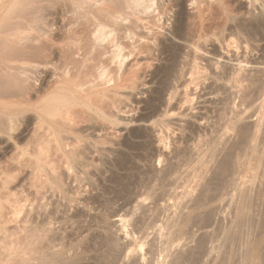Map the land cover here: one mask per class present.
<instances>
[{
  "label": "rangeland",
  "instance_id": "374dc122",
  "mask_svg": "<svg viewBox=\"0 0 264 264\" xmlns=\"http://www.w3.org/2000/svg\"><path fill=\"white\" fill-rule=\"evenodd\" d=\"M70 1L58 0L55 3L57 5H52V8L46 7L48 11L44 9L47 11L49 30L53 33L57 47V41L60 46L69 39H71L69 41L74 40V37L81 42L80 39H85L84 31L88 30L86 27L92 29L91 27L95 25V23L92 24L93 19H88L92 21L88 24L84 17H80L79 8L76 7L78 10L76 11L73 1ZM168 1L163 0L162 6H167V8L161 6L160 9V2L155 0L153 8L157 7L156 9L161 11L156 12L155 9L153 12H156V15L154 13L153 15L159 20L157 23L155 21L157 25H165L159 28L160 31L161 29L166 30L161 31L165 39L167 36L168 40L171 39L168 42L175 41L173 44L178 47L182 45L180 47L182 56L178 59L176 74H182L183 78L167 77L162 73V68L169 60L164 54H157L160 53L157 48L152 50L153 57L148 58L147 65L142 63L145 60L143 55L142 58L139 56L138 60L141 65L140 69H137L139 72L136 71L138 77L133 74L135 77L132 78L129 72L125 75L131 84V81L137 79L138 81H134L136 85L134 86L133 83L131 86L127 83L123 86V88L126 87L125 89L120 88L121 91L119 88L111 87L116 76L112 81L111 78L117 74H115V69L113 70V63H109L108 66L107 58L103 57L102 60L105 59V61L102 62L101 59L98 61L90 58L88 65L85 63V66L89 67L90 64L91 67L94 64L92 70L90 67L85 70L84 65L83 70H76L79 74L74 75L77 76L76 79L81 80L76 81L81 82V85L84 83L83 89L84 87L87 89L86 86L90 85L89 89L92 87L90 91L93 93L92 84H98L97 82L101 80L103 84L100 81L102 85L100 87L103 88L104 85L109 84L104 88H110L111 91L106 88L105 94H110L105 97V94L101 95L102 99H99L100 94L97 96L94 91L93 94H96L94 96L100 101L90 95L89 97L97 101L93 102L96 104L93 106L91 104L93 99L91 101L89 99L90 111L86 110L82 103H80L81 106L78 105L79 99H77V106L74 104L71 110L75 111L76 118L81 116L78 119L75 118L76 122L79 120L77 123H74L72 118L70 121L74 123L71 124L72 129L66 126L69 123H63L64 127L61 126L65 130H62L58 124L59 133L61 132L60 138H63L61 141L64 140L62 144L65 142L63 145H67L63 148L70 150L74 143L75 155L82 152V156L79 154L76 158L74 157V160L69 157V161H74L72 163L66 158L64 161V158L60 156V151H57L59 158L56 156V159L58 158L59 161L56 162L57 160L54 159L56 150L54 148H51L54 149L53 152L49 148L45 150V153H49L46 161L52 160L60 163L63 159L64 162H68L66 165L69 166V170L67 167L63 170L66 171L68 178L63 171L57 172L62 175V182L59 186L54 182L53 174L49 172L56 165L63 168L65 164L63 161H61L62 165H53V163L50 164L53 167L45 165L46 171V166L50 167V171L47 172L51 181L47 177L50 182L47 183V180V182L43 180L46 176L41 177L42 182L39 181L43 183L40 184L41 187L38 182L32 183L31 176L28 177L30 168L26 167L28 166L26 160L29 157L27 147L36 142L34 136L40 137L43 134L47 139L46 135L49 131L52 132L53 124L49 122L48 124L52 125L50 127L44 123L41 132L40 130L35 131L39 124L34 122L33 119L37 118L28 111L25 99L18 97L7 99L20 112H18L19 115L17 114V125L15 124L14 130L10 131V137H8L9 134L0 132V264H22L23 260L30 256L26 244L30 229L36 236L41 232L44 235L40 248L37 250L39 255L45 257L44 264H49L47 262L49 257L58 252L64 258L63 264H262L264 262V93L260 95V87L254 85L246 88L248 90L245 89L243 94L240 89L238 91L236 88L237 91H235V88H230L229 81L227 85L228 82L225 80L221 82L222 80L216 78L221 74V70L234 68L241 59L243 61L241 65L243 64L242 66L247 68L249 73L264 74V40L258 42L257 39H249L251 42L255 41L251 43L243 35L240 37L241 34L235 30V33H238L237 36L240 34L239 37H235L234 40L232 37L236 36L235 34L231 36V39L226 36L225 38L228 37L235 42L231 43L228 39H222L226 40L225 44L227 41L230 43L227 42L225 45L220 43L219 35V37L214 35L216 41L210 37L213 34H207V37H204L208 40H204L208 43L207 46H203V49L206 46L208 51L205 48V52L202 51L199 55L205 59H201V66L204 65L208 69L201 68L202 73L199 74L198 83L191 84L193 82L189 81L191 77L189 75L192 71V59L185 53L188 48L181 40L178 39L179 42L170 33H166L177 22L179 9L176 8L179 6H175L176 0L175 2L172 0L173 6ZM234 2L239 5L237 9L245 10L241 7L240 1L234 0ZM258 2L260 4L261 1ZM235 3H233L234 6ZM259 4L256 3V9L252 7V11L256 10L255 13L253 12L255 15L261 11L263 6ZM184 5L186 6L187 2ZM186 7L184 11L187 12L189 9ZM164 9L166 12L163 11ZM237 9L236 12H239ZM48 12H50L49 15ZM84 21L87 24H84ZM228 24L229 26L234 25L232 22ZM82 30L84 33L81 32ZM227 33L225 31L224 34L227 35ZM244 40L248 44H245ZM217 42L221 45L219 46ZM57 49L55 48V51ZM55 53L51 57V59L54 58L51 61L55 63L51 62V64L54 67L57 66L58 75H56L57 69L53 70L50 64L51 68L46 70V73L43 72L47 75L37 74L38 83L42 79L45 80L40 82L41 85L47 82L46 78H51L53 75L51 71L55 72L56 76H53L56 78L66 66L65 60L58 55V52ZM192 56L193 54L190 55ZM155 59L156 63L153 61ZM214 65L218 67H216L218 70ZM156 71L162 74H155ZM200 75L206 80L204 81ZM186 79L190 82L189 84ZM176 80L178 85L181 83L178 87ZM48 82L44 84L47 86ZM199 83L201 85H198ZM43 88L42 86L38 88V92L41 93ZM113 90L116 91L113 92ZM240 91L238 98L236 92ZM229 94H231L230 97L234 96L236 99L229 98ZM240 96L243 98L241 99ZM98 113L103 114L104 117ZM33 114L35 115L34 112ZM72 114L74 115L73 112ZM2 115L0 114L1 118ZM257 120L260 123L259 127L256 125ZM4 121L6 122V119ZM163 121H166V125L170 122V125L166 126ZM246 124L252 127L257 126L259 129L253 132L254 134L252 133V137L251 134L239 143L241 135L237 133V128ZM45 126L50 128L46 129ZM163 126L165 131L159 129ZM32 130H34L33 134H38H31ZM65 137L68 140L73 139L70 146L66 144L68 141ZM48 138L47 143L51 141V134ZM76 142L78 146H75ZM234 142L238 143L236 148L232 146ZM68 143L70 144V141ZM222 154L229 161V167L223 174H219L216 173V169L224 157ZM78 157H84L80 159L81 164L77 163ZM82 161L87 164L84 165L85 167L82 166ZM74 163L76 164L75 170L72 169L75 167ZM70 166L73 167L70 168ZM44 175H47L45 171L42 176ZM30 183L33 186L37 185L38 190L36 191ZM53 183L57 184V188ZM111 237L118 240V247L109 243ZM185 240L190 241L186 243Z\"/></svg>",
  "mask_w": 264,
  "mask_h": 264
},
{
  "label": "bare ground",
  "instance_id": "6f19581e",
  "mask_svg": "<svg viewBox=\"0 0 264 264\" xmlns=\"http://www.w3.org/2000/svg\"><path fill=\"white\" fill-rule=\"evenodd\" d=\"M57 1L58 0H0V106H1L0 107V114L5 115L4 117L2 115V118L0 117V132H3V133L5 132V133L9 134L8 137H10V134H11L10 131L14 130L16 121L18 120L17 114L19 115L18 112H20V111H18V109L14 106V104L12 102L7 101V99H12V97H16V98L18 97L19 99L20 98L25 99L27 109H29L28 111L30 113L32 112V115L34 117L36 116V118H37V119H35V118L33 119L34 122L36 121L35 123L39 124V127H37L35 129V131L40 130V132H41V130H43L42 126L49 125L50 123L53 124V127H51L52 125H49L51 127L52 132L50 133V131H49L48 135H46L47 139H49L48 136L50 137V134H51V136H52V138H50V140L52 141V142L50 141L51 143L50 142L47 143V139L44 138L45 135L42 134V135H40V137L38 135H37L38 137L34 136V138H36V142L34 144L30 145V147H27V149L29 148L27 151L29 154V157L26 160V163L28 161V166L26 165V163H25V165H26V167L30 168V171L27 170L30 173L28 177L31 176L30 178H32V183L38 182L39 186L41 184L39 182V181H41V177L46 176V179L43 178V180L46 181L47 177H48L51 181V178H50V176H48V172H47L50 169V167L46 166V169H47V171H46L44 169L45 165H47V164L50 165L52 163H53V165L54 164L55 165L56 164L62 165V163H61V161H63L62 158H64V161H65V158H66V160L68 159V161H69V157H72L74 160V157L76 158V156H78L79 154L81 155V153H82V152L77 153V155H75L76 153L74 150V143H73V145H71V143L73 142L72 141L73 139L68 140L66 137H65L66 140L68 142L70 141V144L67 141H66L67 142L66 144H68L69 146L71 145V147H70V150H69V148L66 150L65 149L66 147L63 148V146H67V145H63L65 142L62 144V141H64V140L61 141V139H63V138H60L59 134H61V132L59 133L60 129H58V126L60 125V127H61V126H63V123H69L70 125L68 124L66 126L71 127L74 123H77L79 121L78 120L76 122L75 120L78 119L81 115L76 118L75 111L71 110V107L75 106L74 104H76V106H77V99H79L78 105L81 106L80 103H82V106L84 105L83 107H86V110L89 109L88 111H90L91 105L89 102L91 101V99H93L91 97H93L96 94H97V96H99L98 94H100L99 99H102L101 95L105 94V90L107 87L106 88H104V87L109 85V84L104 85V87L101 88L100 87L101 84L99 83L101 80L99 82H97L98 84H96V83L94 84L96 86H94L92 84V86L94 88L93 93L95 91L96 94H93L90 91L92 88V87H90V89H89L90 85L86 86L87 89H85V87L83 89L82 85L84 83H82V85H81V82L79 83L76 81V80H80V79H76L78 74H79V72L76 73L77 72L76 70H78V69L83 70L84 67H82V66L83 65L85 66V63L87 64V62L90 58L91 59H97V60L101 59V62L105 61V59L102 60L103 57L107 58V61L109 60L108 66H109V63H111V64L113 63L114 66L111 64H110V66L114 67L113 70L115 69V71H116L115 74H117L111 78V81H112V79L116 76V78H114L115 79L114 82H112V86L110 85L113 89L123 88V86H126L127 83H129V85L133 86L132 84L137 79H135V80L132 79L133 81H131L132 82V84H131L129 81H127L128 77L127 78L125 77V75H127L126 72H129V75H131L133 78V76H134L133 74L136 75V71H138L137 69H140L139 66L141 64H139V60H138L139 56H141V58H142V55H143L145 60L147 59V61H145L143 58V60L145 62L142 60L143 61L142 63H146V65H147L148 64L147 63L148 58L153 57L152 50L154 48L155 49L157 48L160 51V53H157V54H161V55L164 54L167 57V60H169L166 66L163 65L164 67L162 68V70H163L162 73H164L165 76H167V77L173 76L177 79L179 77L183 78L182 74H180V73L176 74V69L178 66V64H177L178 59L180 56H182L181 48H180V47H182V45L178 47L177 45H174L175 41L174 42L172 41V43L168 42V41H171V39L168 40L166 35H165L166 36V39H165L164 34L161 33L162 30L163 31H166V30L161 29V31H160V29H159L164 24L161 26L156 24L157 21H159V20H157V17L155 15H156V12L161 11L160 9H161V6L163 5V0H160V1L157 0V2L162 3L161 5L159 3V6H160L159 10L156 9L157 7L153 8V6L155 5V0H71L70 2L73 1L74 5H75V10L78 11L77 8H79L80 17H84L85 18L84 20H86L88 22V24L90 22V21H88V19L89 20L93 19L95 22L94 21L93 22L91 21V22H92V24L95 23V25L93 27H91L92 29L87 28L84 25L86 27V29H88V30L84 31L85 32V35H84L85 39L84 40L80 39L81 42L78 41L79 40L78 38L74 37V40L75 39H77V40L69 41L71 39H69V40L67 39L68 41L65 43L63 42L64 44H62V45L60 44V46H59V43L57 41L58 47L55 45L56 43H54L55 41L53 39L52 31L49 30L50 24L48 23L47 14H46L48 11L46 7H48V9H49ZM62 1H64V0H62ZM173 1L175 2V0H173ZM238 1L241 2L240 3V5H242L241 7L245 8V10L242 8L244 11H242V10L240 11L239 9H237L238 8L237 6H239V5L238 4L236 5L234 0H176L175 6L176 5L179 6V7H176V8H179L178 9V17L176 16L177 22H175V25H173V27L169 26L170 28L171 27L172 28L169 30V32H166V33H170L173 37H175L174 39L177 38L176 39L177 41L181 40V42H183V45H185L188 48L187 52H185V53L187 54V56L189 55L188 57L190 59H192L191 61L193 64V65L191 64L192 71H190L191 73L189 75V77L191 76L189 81L193 82L191 84H195L194 82L198 83L199 74L202 73L201 68L203 69V67H204V65L201 66V62H200L201 59L203 58V56L201 58L199 54H202V53H200L202 51L205 52L204 51L205 48H206V51H208L207 47H206L207 46L206 44L208 43L206 41L208 40V38H207V40L205 39V37H207V34H213V36L212 35L211 36L208 35V36H210L211 39L213 37L214 40H216L215 39L216 37L214 38V35L217 37L220 36L221 37L220 43H223V44H225L226 40H222V39H228L229 42L233 43L232 41L235 40V37L238 38L240 34H241L240 37H242V35H243L248 40L249 39L250 40H252V39L256 40L257 39L258 42H259V40L260 41L262 40V42H263V40H264V0H238ZM258 1H261L260 4L263 6L261 8V11H258L259 9L257 10L258 11L257 15H255L254 13L256 12V10H254L255 12L252 11V7H253V9L254 8L256 9L257 6L255 7V5H256V3L259 4ZM169 2L171 3L172 0L168 1V3ZM186 2H187L186 6H188V8L184 5ZM233 3H235L236 7L233 5ZM55 5H57V4H55ZM169 5H168V7H169ZM171 5H172V3H171ZM171 5H170V7H171ZM156 6H158V4H156ZM162 7L167 8V6H162ZM184 7H186L189 10H187V12L184 11ZM44 9H46L47 11L46 10L44 11ZM155 9H156V12L154 13L153 11H155ZM236 9L239 10V12L238 11L236 12ZM163 11H165V9ZM49 13L50 12H48V15H49ZM153 13L155 15H153ZM176 13H177V11H176ZM53 14H51V15H53ZM130 16H132V17H130ZM158 16H159V14H158ZM237 17H239V18H237ZM171 18H172V16H171ZM158 19H159V17H158ZM171 20H173V19H171ZM155 21H156V23H155ZM237 21H238V24H237ZM87 22L85 23V21H84V24H87ZM231 22L234 23V25L230 24V26H231L230 27L228 23H231ZM81 23H83V22H81ZM159 24H162V23H159ZM84 26H83V29H84ZM163 28H165V27H163ZM231 29H233V30H231ZM235 30L238 33H240L238 36H237L238 33H235ZM225 31L228 32L227 35L224 34ZM81 32L84 33L83 30ZM170 34H169V36H170ZM233 34H235L236 36H233ZM226 36H229L230 39H231V36H233L232 38L234 40L231 41L228 37L225 38ZM210 37H209V39H210ZM239 39H241V38H239ZM242 39H245V38H242ZM240 41H242V40H240ZM244 41H246V40H244ZM227 42H226V44H227ZM253 42H255V41H253ZM253 42H251V43H253ZM203 43H205V44H203ZM220 43H218L219 46L221 45ZM246 43H247V41L245 42V44ZM204 45H206V46L203 49ZM209 45H210V43H209ZM261 46H263V45H261ZM227 47H229V46H227ZM55 48H58V49L55 51ZM158 50H156V51H158ZM226 50H229V49H226ZM55 52H58V55L61 56V58L63 60H65L64 64L66 65V66L63 65L65 67H64L63 71L61 70L62 73H60L61 72L60 71L59 72L60 75L57 76L56 78H55V76L58 75V68L56 65H55L56 67H54L53 64L55 62L53 63V61H51L54 59V58L51 59V57L54 56L53 54ZM191 54H193L192 57H190ZM204 54H206V53H204ZM204 56H206V55H204ZM158 57H159V55H158ZM166 57H164V58H166ZM237 57H239V56H237ZM229 59H230V57H229ZM241 60L239 62H237L239 65L236 64L235 67L233 66L234 68L231 67V69L229 68V69H223V70L220 69L221 64L218 62L220 64L219 69L222 72L219 71V73L221 72V74L220 75L216 74L217 75L216 78H218L219 80H222L221 82H223L224 80L226 82L229 81L230 82V88H235V89L237 88L238 91L240 89L241 91H243V94H244V90L246 88H248L250 86H254V85L257 86L258 85L257 87H260V91H261L260 95H262L264 93V92H262V90H264V74L257 75L254 72L249 73L250 71L248 72L246 70L247 68L245 69L242 66L243 64L241 65V63H243V61H241ZM150 61H151V59H150ZM153 61H155V63H156V59ZM51 62L53 64H51ZM126 62H127V64H126ZM211 63L215 64V62H211ZM246 63H247V58H246ZM23 64H24L25 68H24ZM50 64L52 65L53 70H54V68L57 69V71H56L57 73L55 75L54 71H53L54 72L53 73L51 70H49L55 76L52 75L54 77L53 80H52V76H51L50 79L52 81L50 79L46 78V81L48 82L50 80V83L48 82L49 84L46 86V84H44V83H47V82H44L43 85H45L47 87V88H45V86L40 84V82L43 79L41 78L42 80L39 81V83H38V80L36 77H37V74L42 75V74L46 73V70L51 68V67H49ZM92 65L94 66V64H92ZM92 65L90 67V64H89V67L91 68L90 70H92V68H93ZM215 65H214V67L216 68L217 66H215ZM21 66H23L24 70L23 69L20 70V68H22ZM86 66H85V70L89 69V67L88 66L86 67ZM221 67H223V66H221ZM205 68H206V66L204 67L203 70H205ZM108 69H109V67H108ZM152 69L154 70V68H152ZM206 69H208V68H206ZM74 70H75V72H73ZM261 70H263V69L261 68ZM255 71H257V70H255ZM87 73H89V71ZM162 73L161 72L157 73V71L155 72V74H159V75ZM74 74H77V76ZM41 75H38V76H41ZM44 75H47V74H44ZM180 75H182V76H180ZM142 77H144V76H142ZM163 77H164V75H163ZM200 77L202 78L204 76L200 75ZM213 78H215V76ZM187 79H186V81H187ZM218 79H217V81H218ZM205 80H206V78H205ZM43 81H45V80H43ZM190 82L187 81L188 84ZM229 82H228V84L227 83L226 84L229 85ZM101 83H102V81H101ZM135 83H134V86L136 85ZM176 84H177V80H176ZM182 84H184L183 81H182ZM185 84H186V82H185ZM188 84H186V85H188ZM179 85L177 84V87ZM198 85H201V84L199 83ZM198 85H196V86H198ZM41 86H42V88L44 87L43 90H41V93L44 91V93H42V94L40 93V91L38 92V88H41ZM174 86H176V85H174ZM125 88H123V89H125ZM109 89L107 88V90H109ZM237 89L235 91H237ZM168 90H169V87H168ZM246 90H248V89H246ZM88 91H90L89 93H92V94H89ZM110 91H111V89H110ZM114 91H116V90H113V92ZM120 91H121V89H120ZM241 91L236 92V93H238V94H236L237 97H238V95H240L239 93H241ZM113 92H111V93L114 94ZM233 92H234V89H233ZM107 93H109V91ZM33 94L36 95V96L34 95L35 98H34ZM109 94H105L104 97L106 95H109ZM243 94H241V95H243ZM90 95H91V97H89ZM230 95L231 94H229V96H228L229 98L232 97V96L230 97ZM119 96H121V95H119ZM119 96H116V97H119ZM78 97H81V98H78ZM94 97L96 98V96H94ZM232 98L236 99V97H234V96ZM240 98H241V96H240ZM242 98H243V96H242ZM89 99H90V101H89ZM99 99H97V100L100 101ZM95 100L93 99L91 104H93V102ZM116 101H118V100H116ZM95 102H97V101H95ZM103 102H105V101H103ZM230 102H232V101H230ZM94 105H96V104L94 103L93 106ZM102 105H103V103H102ZM229 105H230V103H229ZM97 106H99V105H97ZM111 106H112V104H111ZM98 108L101 109V107H98ZM108 108L110 109V106ZM78 110H80V109H78ZM93 110H94V108H93ZM153 110H154V108H153ZM162 111H164V110L162 109ZM33 112L35 113V115L33 114ZM72 112L74 113L75 116L72 114ZM80 113H82V112H80ZM101 113L104 114V112H102V111H101ZM101 113H98V114H100V116L104 117V115ZM83 114H85V113H83ZM87 114H88V112H86V115ZM72 115H73V117H72ZM108 115H110V114L108 113ZM164 116H165V114H164ZM87 117L89 118V115H87ZM90 117L92 118L91 115H90ZM166 117H167V114H166ZM72 118L74 120H72ZM5 119H6V122L4 121ZM85 119H86V117H85ZM85 119H83V120H85ZM59 120H61V122ZM71 120L74 121V123L73 122L71 123L70 122ZM62 121H64V122H62ZM257 121H258V123H256ZM257 121L255 123L259 127V125H260L259 120H257ZM35 123H34V127H35ZM44 123H46V124H44ZM236 124H237V122H236ZM159 125H160V123H159ZM165 125H166V123H165ZM257 126L252 127V126H250V124L241 125V127L237 126L238 128L237 127L236 128L238 129V131L237 130L236 131L239 135H241V138L238 136L240 138V141L238 140L239 143L241 141L245 140L246 138H248L253 132H255V131L257 132L259 129ZM50 127L45 126L46 129H49ZM63 127H61L62 130L63 129L65 130V128H63ZM38 128H40V129H38ZM66 128H68V127H66ZM72 128L73 127H71V129ZM163 128H164V126L162 128H159V129H163ZM165 128H168V127H165ZM15 129H17V127ZM33 131L34 130L31 131V134L34 133ZM44 131H46V130H44ZM47 132H48V130H47ZM62 132L66 133V131H62ZM71 132H73V131H71ZM159 132H160V130H159ZM166 133H164V134H166ZM36 134H38V133H35L33 135H36ZM45 134H46V132H45ZM253 134L251 135V137L253 136ZM161 137L159 138L160 140L163 138V137L162 138ZM31 138H29V139H31ZM230 141H231V137H230ZM77 142L80 143L79 140H77ZM158 142H159V140H158ZM228 142H229V140H228ZM161 143H162V141H161ZM28 144H29V142H28ZM49 144H51L53 147H51V145L49 147ZM78 145H79L78 143L75 144V146H78ZM232 146L234 148H236L235 146H238V143H235ZM72 147H73V149H71ZM48 148L50 149V151L52 150V152L55 149L56 152L60 151L61 153H63V154L60 153V156H62V158L60 157L62 159V160H60V163H55L52 160H51L52 162L45 160L46 157L49 158V153L48 152L45 153V150H49ZM51 148H54V149H51ZM228 148H226V149H228ZM78 149H79V147H78ZM231 149H232V147H231ZM221 151H224V150H221ZM57 153H56L54 159H56V156L59 155V153L58 154ZM44 154H46L47 156ZM217 154H219V153H217ZM63 155L66 157H64ZM214 155H216V154H214ZM57 157L59 158V156H57ZM58 158L56 159L57 160L56 162L59 161ZM80 159H84V157L79 158L78 161L76 160L77 163L81 164ZM64 161H63V164L64 163L65 164H64L63 168H62V166H60V168L62 170L59 167H57V165H56L57 168L55 166L53 167L50 165L53 168H52V171L49 173L53 174V177H54L53 180L55 183L58 184V185L56 184L57 186H59L61 184L60 182H62L61 181L62 175H61V173H57V172H61V171L65 170V168L67 167L66 164L68 162L66 163ZM83 161H82V163H83L82 166L87 165ZM68 167H67V170H69ZM71 167H73V166H70V168ZM228 167H229V161L226 160V158L224 156L223 159H221L220 163L218 164V167L216 169V173L223 174L228 169ZM74 168H76V164H75V167H73L72 169L75 170ZM56 169H57V171H56ZM58 170H60V171H58ZM44 171L47 173V175L42 176L44 174ZM72 171L70 170L71 173H74ZM63 173L65 174L66 171L65 172L63 171ZM69 175H71V174H69ZM68 177L69 176H67V178ZM29 181H31V180H29ZM47 181H46L47 183H50L49 180H47ZM64 182H65V180L63 181V183ZM32 183H30V184L33 186ZM36 186L37 185L34 184L33 187L36 188ZM57 186H56V188H57ZM37 188H38V186H37ZM37 188H36V191L38 190ZM61 189L64 190V188H61ZM38 193H41V192H38ZM246 221L249 223L248 220H246ZM246 221H245V223H246ZM50 232H52V230ZM52 235H54V234H52ZM42 236H44V235H42V232H41V234L36 236V234H34V232L30 229V231L28 232V235L26 237L27 249L29 251L30 256L27 259L23 260L22 264H44L45 263V261H46L45 257L43 255H39L37 252V250L40 248V245L42 242V238H43ZM187 240H188V238H187ZM189 241H186V243ZM109 243L114 247H118V240L115 237H111L109 240ZM181 246L183 247V245H181ZM47 262H49V264H63L64 258L62 257L61 253L58 252L57 254H54L51 257H49V261H47ZM262 264H264V262Z\"/></svg>",
  "mask_w": 264,
  "mask_h": 264
}]
</instances>
